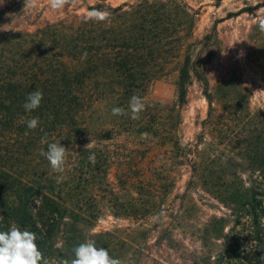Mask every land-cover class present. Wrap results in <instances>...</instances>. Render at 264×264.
Segmentation results:
<instances>
[{
	"label": "trees",
	"instance_id": "1",
	"mask_svg": "<svg viewBox=\"0 0 264 264\" xmlns=\"http://www.w3.org/2000/svg\"><path fill=\"white\" fill-rule=\"evenodd\" d=\"M239 2L237 11L197 33L200 9L184 0L116 6L77 0L60 12L43 0L35 9L24 8V0H3L0 230L15 220L36 232L40 249L58 262L70 261L73 247L92 239L124 264H230L231 257L264 264V210L251 184L264 175V108L252 107L255 91L264 89L258 28L264 0ZM92 9L110 12V22H85ZM239 16L256 21L233 40L218 26ZM161 80L175 87L170 106L148 98ZM193 85L206 118L196 119V140L183 144L182 113ZM34 90L43 93L41 106L26 112ZM133 95L146 104L140 118L113 116V107L129 111ZM33 117L40 123L30 130L23 121ZM44 137L68 148L64 173L53 172L39 154L47 150ZM223 142L237 145L236 159L223 155ZM201 145L208 146L206 158ZM91 153L95 165L88 162ZM189 187L202 217L188 215L183 228L178 219ZM37 196L42 204L33 216ZM245 209L250 231L232 241L228 232ZM101 222L109 227L100 229Z\"/></svg>",
	"mask_w": 264,
	"mask_h": 264
},
{
	"label": "clouds",
	"instance_id": "2",
	"mask_svg": "<svg viewBox=\"0 0 264 264\" xmlns=\"http://www.w3.org/2000/svg\"><path fill=\"white\" fill-rule=\"evenodd\" d=\"M77 0H49L51 9L60 12L66 7L75 5ZM3 0H0V4ZM38 6V0H24V8L35 9ZM111 13L99 9L90 10L85 22H110ZM258 28L264 33V18L258 20ZM87 55L86 53L84 54ZM43 93L40 90L30 92L23 108L26 112H32L41 106ZM146 108L142 97L133 95L128 103V110L122 107H113L111 112L113 116H125L130 114V118L138 120L141 112ZM27 128L34 130L38 127L39 118L33 117L23 121ZM42 144H46L47 150L41 149L40 155L49 163L51 170L62 174L65 172V164L68 156V148L61 145L60 141L49 142L47 137L42 138ZM91 143L84 146L85 151L91 147ZM88 162L95 165L96 157L94 153L88 156ZM62 177L57 176V183L61 182ZM34 207L31 211L36 215L38 208L42 204V196L34 197ZM2 220V218H0ZM37 227H41L37 225ZM37 234L27 228H21L15 220L9 221L7 230H0V264H124L119 258H114L105 247H97L95 240L87 239L79 243L72 249L73 258L57 261L55 258L47 256L37 243Z\"/></svg>",
	"mask_w": 264,
	"mask_h": 264
},
{
	"label": "rangeland",
	"instance_id": "3",
	"mask_svg": "<svg viewBox=\"0 0 264 264\" xmlns=\"http://www.w3.org/2000/svg\"><path fill=\"white\" fill-rule=\"evenodd\" d=\"M45 3L49 2V0H43ZM130 1V0H107V3L116 6L123 2ZM193 8L200 9V21L197 25V33H202L212 22V20H222L226 17L227 13H234L237 11L242 5L240 4L239 0H223L220 4L219 8H215V0H184ZM256 2L258 0H252ZM2 4H0L1 6ZM68 9L75 8V5L67 7ZM83 10H80L78 13H82ZM262 10L258 11L261 13ZM255 18H250L247 16H239L234 20H228L221 23L218 28H224L223 31L227 36L231 37L233 40L241 28L248 27L251 23L255 22ZM149 100L157 103L161 106H170L176 99L175 87L173 83L170 81H156L151 86L149 93H148ZM252 107L255 109L264 108V89H257L254 93V97L252 100ZM207 107L206 103L203 100L199 89L197 86L193 85L189 91V104L186 107L185 111L182 113L183 125H182V134H181V143L189 144L196 140V136L198 135L200 129L196 126V119L199 121L204 120L206 118ZM208 140V139H207ZM206 145V142H205ZM235 146V147H234ZM237 145H233L231 143L223 142L219 146V149L223 151V155H230L233 158L236 157V149ZM208 146H202V151L199 155L203 158L207 157ZM181 173H184L183 169H179ZM187 177L182 175L181 178L177 179V189L182 193L185 190L184 182L186 181ZM246 179V178H245ZM256 190L259 191V195L256 196L258 201L260 202V208L264 210V175L257 176L256 179L251 181ZM193 187H189L188 193L186 195V199L183 203V210L181 215L178 219L180 225L185 228V224L183 223L184 220L188 219V215L191 221H195L197 218L202 217V214L196 213L195 209L197 207V203L199 202L198 197L193 196ZM205 211V210H204ZM211 212L206 211V214H210ZM264 215V211L260 212ZM218 215H220L218 213ZM252 223V218L248 214L247 209H245L240 214L239 223L233 227V229L228 232L229 237L231 240H236L245 236L249 233L250 228L249 226ZM100 229L109 227L108 223L101 222L99 224ZM230 264H242V260L236 259L234 257L230 258L228 261Z\"/></svg>",
	"mask_w": 264,
	"mask_h": 264
}]
</instances>
